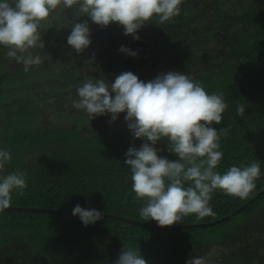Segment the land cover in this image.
Segmentation results:
<instances>
[{
    "label": "trees",
    "instance_id": "trees-1",
    "mask_svg": "<svg viewBox=\"0 0 264 264\" xmlns=\"http://www.w3.org/2000/svg\"><path fill=\"white\" fill-rule=\"evenodd\" d=\"M75 19V6L50 15L40 29L47 55L27 73L0 48V147L12 154L5 174H27L24 194L0 214V264H116L124 247L140 251L147 264H186L199 256L208 264H264V0H197L137 33L149 45L141 58L153 67L140 80L179 71L223 94L228 108L213 124L227 130L218 170L261 162L249 198L217 191L214 217L189 215L166 227L139 215L143 201L134 198L124 161L143 141L133 138L124 114L114 123L110 115L91 121L72 108L69 98L85 75L92 82L115 75L84 58L89 48L77 54L67 46ZM85 20L90 31L97 26L88 17L79 22ZM167 146L160 142L159 154L177 160ZM77 204L103 218L85 227L72 215Z\"/></svg>",
    "mask_w": 264,
    "mask_h": 264
},
{
    "label": "clouds",
    "instance_id": "clouds-1",
    "mask_svg": "<svg viewBox=\"0 0 264 264\" xmlns=\"http://www.w3.org/2000/svg\"><path fill=\"white\" fill-rule=\"evenodd\" d=\"M185 0H0V48L7 49L9 61L23 66L25 73L43 63L45 43L40 29L57 9L71 10L75 6L76 19L72 21L67 46L77 54L92 43L87 20L103 28L116 24L125 36L134 41L147 23L161 24L178 17ZM119 51L137 58L138 51L121 46ZM72 108L92 121L98 116L110 115L116 122L121 114L134 139L143 143L130 147L124 165L130 171L131 190L136 200L143 201L139 215L155 221L160 227L180 223L185 217L197 219L214 217L210 205L217 191L239 199L249 198L261 177V162L232 165L224 172L219 166L224 153L219 131L223 113L228 108L221 93H209L201 83L179 71H167L150 81H142L131 71L115 76L109 82L104 78L85 81L76 88V98H69ZM237 114L245 115V107L237 106ZM167 141V151L178 159L169 160L159 154L157 145ZM12 154L0 147V214L12 205L13 196H22L27 188V174L6 173ZM72 215L85 226L95 225L102 213L79 204ZM116 264H147L140 251L124 247ZM186 264H208L199 256Z\"/></svg>",
    "mask_w": 264,
    "mask_h": 264
},
{
    "label": "flooded vegetation",
    "instance_id": "flooded-vegetation-1",
    "mask_svg": "<svg viewBox=\"0 0 264 264\" xmlns=\"http://www.w3.org/2000/svg\"><path fill=\"white\" fill-rule=\"evenodd\" d=\"M120 29L121 28H118L117 26H114V25H110V26L103 28V29L99 26L92 28V30L90 31L91 32L90 38L92 41L90 48L92 50H98V51H100V53L102 51H104L106 48L107 49L109 48L108 53H109V60L110 61H107V64L110 63L111 64L110 67H113L115 65L116 68L121 72L120 67L123 65L124 61L127 60V61L131 62L133 60L138 61L137 59L142 60L141 56H143V54H145L146 51L149 49V45L147 43H145L142 39H139L138 41H134L131 36H128L126 43L121 44L122 43V37H124V36H122L123 33H121L120 35L118 34ZM137 43L146 44L147 47H141ZM115 44L117 45V47L114 46ZM111 45H113V46H111ZM121 46H125L130 50L138 51V53H139L138 57L132 58V57H129L125 54L120 53L119 49L121 48ZM87 55H89V54H87ZM84 58L89 59L87 57H84ZM122 59H124V60L121 62L120 60H122ZM94 61H96V60H94ZM142 61H144V59ZM103 62H106V61H103V60L101 62L99 61V63L101 65L103 64ZM100 69H101V67H100Z\"/></svg>",
    "mask_w": 264,
    "mask_h": 264
},
{
    "label": "rangeland",
    "instance_id": "rangeland-1",
    "mask_svg": "<svg viewBox=\"0 0 264 264\" xmlns=\"http://www.w3.org/2000/svg\"><path fill=\"white\" fill-rule=\"evenodd\" d=\"M196 2H197V0H185V3L182 5V7L183 6H187V5H191V4H196ZM121 33H123V29L122 28L120 29L118 34L120 35ZM122 36H124V37H122V43L121 44H124V43L127 42L128 36H125L124 33L122 34ZM111 46H113V45H111ZM114 46L117 47L116 44ZM89 49H90L89 55L86 54V57L91 60L92 66L97 67L101 72L102 71L114 72V74H115L114 78H115V76H117L120 73L125 72V71H131V72H133L136 75H142L143 73H146V71H150L151 69H153V67L151 66V62H146V61H142L140 59H137L138 61H136V60H133L131 62L127 61V60L124 61L123 65L120 67V69H121V72H120L116 68L115 65L113 67H110L111 64L110 63L107 64V61H110L109 60V53H108L109 52V48L108 49L106 48L101 53L98 50H92L90 47H89ZM94 60H96V61H94ZM102 60L106 61V62H103V64L101 65L99 63V61L101 62ZM123 60L124 59H122L120 61L122 62ZM91 62L88 61L87 64H90ZM100 67H101V69H100ZM85 72L88 73V70H86ZM85 79L87 81H91L92 80V78H89L88 75H85ZM67 121H68V116H66V118H64L61 122H62V124H65Z\"/></svg>",
    "mask_w": 264,
    "mask_h": 264
},
{
    "label": "water",
    "instance_id": "water-1",
    "mask_svg": "<svg viewBox=\"0 0 264 264\" xmlns=\"http://www.w3.org/2000/svg\"><path fill=\"white\" fill-rule=\"evenodd\" d=\"M139 46H141V47H147V45L146 44H143V43H137ZM263 193H264V191L262 192V194L261 195H263ZM260 195V196H261ZM258 198V197H257ZM256 198V199H257ZM255 200V199H254ZM252 203V202H251ZM248 205H246L244 208H242V209H240V210H238L237 212H235L234 214H236V213H238V212H240L241 210H243V209H245L246 207H247ZM234 214H232L231 216H233Z\"/></svg>",
    "mask_w": 264,
    "mask_h": 264
}]
</instances>
